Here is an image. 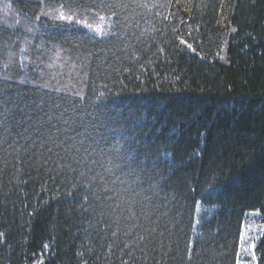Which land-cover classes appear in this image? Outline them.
<instances>
[{
  "label": "trees",
  "instance_id": "obj_1",
  "mask_svg": "<svg viewBox=\"0 0 264 264\" xmlns=\"http://www.w3.org/2000/svg\"><path fill=\"white\" fill-rule=\"evenodd\" d=\"M250 225L264 264V0H0V264H238Z\"/></svg>",
  "mask_w": 264,
  "mask_h": 264
},
{
  "label": "rangeland",
  "instance_id": "obj_2",
  "mask_svg": "<svg viewBox=\"0 0 264 264\" xmlns=\"http://www.w3.org/2000/svg\"><path fill=\"white\" fill-rule=\"evenodd\" d=\"M254 216V215H253ZM251 219H254L251 218ZM261 230L256 226H249V230L244 232L242 237V246L240 248V259L238 264H253V247L254 242L260 238Z\"/></svg>",
  "mask_w": 264,
  "mask_h": 264
},
{
  "label": "snow or ice",
  "instance_id": "obj_3",
  "mask_svg": "<svg viewBox=\"0 0 264 264\" xmlns=\"http://www.w3.org/2000/svg\"><path fill=\"white\" fill-rule=\"evenodd\" d=\"M59 19H60L61 21H65V20H67V21L71 22L73 18H72V16H70V15H65V14L62 13V14L59 15ZM100 19L103 20L104 17L101 16ZM88 27H89L90 30H91V25H88ZM100 34H104L103 31H102V29H101V31H100ZM184 43H185V42H184L183 40H181V44H184ZM188 47L190 48L191 45H188ZM46 247H47V246H46ZM252 247L254 248L255 245H252ZM253 259H255L254 254H253Z\"/></svg>",
  "mask_w": 264,
  "mask_h": 264
}]
</instances>
